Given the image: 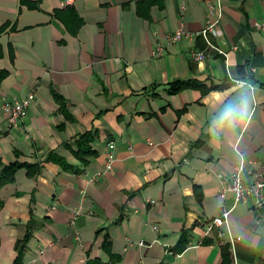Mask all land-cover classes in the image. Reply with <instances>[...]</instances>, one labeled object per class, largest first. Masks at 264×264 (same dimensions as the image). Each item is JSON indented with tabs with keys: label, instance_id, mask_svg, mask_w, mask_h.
I'll use <instances>...</instances> for the list:
<instances>
[{
	"label": "crops",
	"instance_id": "crops-1",
	"mask_svg": "<svg viewBox=\"0 0 264 264\" xmlns=\"http://www.w3.org/2000/svg\"><path fill=\"white\" fill-rule=\"evenodd\" d=\"M30 1L39 8L0 0V27H16L0 34V69L9 72L0 102L34 93L17 128L0 107V162L15 161L18 151L19 162L43 169L35 179L21 169L0 189V264H14L15 242L32 222L23 264H85L87 252L108 263L95 232L102 228L119 264H225L217 230L208 233V226L232 203L231 194L223 202L219 193L240 161L236 146L264 173V0H166L164 9L152 8L150 20L136 14L135 0ZM68 6L84 21L74 35L54 17ZM217 11L218 34L209 40L228 59L207 53L196 62V39ZM179 29L191 36L167 46L165 37ZM158 45L164 49L155 57ZM176 80L217 89L168 95ZM52 89L75 119L63 129ZM85 132L95 135L97 156L81 172L45 161L54 153L81 168L66 145L75 148ZM110 152L114 163L106 171ZM260 215L248 202L232 210L228 223L239 242L228 264H264ZM185 229H191L188 247L179 255L168 251Z\"/></svg>",
	"mask_w": 264,
	"mask_h": 264
},
{
	"label": "trees",
	"instance_id": "trees-1",
	"mask_svg": "<svg viewBox=\"0 0 264 264\" xmlns=\"http://www.w3.org/2000/svg\"><path fill=\"white\" fill-rule=\"evenodd\" d=\"M166 0H135V12L136 14L146 20L151 19V10L153 7H157L158 9L162 10L165 7ZM19 3L21 5H25L29 10L30 9H38L39 8V1H28V0H19ZM54 17H56L58 20H60L64 26L66 27L67 31H69L72 35L76 34L78 30L83 25L84 21L83 19L77 14L74 7L68 6L64 9H59L54 11ZM13 32L16 31L15 24H11L10 22H7L0 27V34L2 32L8 30ZM197 41V48L200 51H204L206 49V42L203 41L201 37L196 39ZM3 57V48L0 46V60ZM10 57L13 58V50L10 48ZM8 71L6 69L1 70L0 69V84L3 82L5 78L8 77ZM196 89L199 90L202 94V96H205L208 92L211 90L217 89L216 87L207 88L204 87L203 84L191 80V81H181L176 80V82L169 84V86L166 89V93L168 95H177V93L182 92L184 90H191ZM52 95L55 103L59 106V113L64 118V122L62 123V126L60 129H63L64 126L67 123H73L75 121L74 117L70 114V105L69 103L64 99V97L59 95L54 89H52ZM182 111L177 112V114L183 112ZM95 139V135L92 132H85L82 135H80L73 143V146L75 148H72L71 146L66 145L68 148L71 149V152L76 160L80 161L81 168H77L71 164H69L67 161L63 160L59 156H57L54 153H50L49 156L45 159L47 163L53 162L57 164L61 170L64 172H81L83 168L87 167L90 163V160L92 157L97 156V151L93 148L91 145L92 142ZM21 153L18 151L14 152L15 161L11 162L10 164L4 165L0 162V189L6 187L9 184H13L15 182V175L16 173L21 170L25 169L27 172V176L30 178L35 179V177H38L42 173L43 166L39 163L30 164L25 162H19ZM194 191L196 194V198L199 203H202V192L201 189L198 186H194ZM4 208V202L0 198V210ZM123 218L120 217L114 224H119L122 222ZM34 223L28 224L25 230V235L23 238L18 239L15 242L14 249L17 252V256L14 260V264H23V258L25 254V248L27 247L28 242L32 238V227ZM96 237L102 236L103 240L101 243V248L103 252L108 256L109 262L103 263L99 259H91L89 253L87 252V259L85 264H119L120 263V257L113 252V246L111 244V238L110 234L105 228L98 229L95 231ZM190 234L191 229H185L182 231L180 238L177 241V244L174 247L168 248V251L172 252L173 254L179 255L182 254V252L188 247L190 244ZM216 235V232H215ZM205 243H209V241L205 240ZM230 250L229 246L225 245L222 247V256L224 257V263L228 264L230 263ZM158 264H164V263H158Z\"/></svg>",
	"mask_w": 264,
	"mask_h": 264
},
{
	"label": "built area",
	"instance_id": "built-area-1",
	"mask_svg": "<svg viewBox=\"0 0 264 264\" xmlns=\"http://www.w3.org/2000/svg\"><path fill=\"white\" fill-rule=\"evenodd\" d=\"M65 1L68 5L73 4V0ZM221 16V12L217 11V18L208 20L205 25L206 27L201 32L200 37L206 42V49H204V51H197L193 54L196 62H204L207 58V53L222 55L226 60L228 59V54L209 40V35L214 37L217 36L218 22ZM190 36L191 34H188L185 30L179 29L175 31V33L165 37L167 42L166 45H175L178 41L187 39ZM163 49L164 46L158 45L153 55L155 57L161 56ZM230 81L236 86H246L249 87L250 90H254V85L246 83L241 79L230 78ZM33 97L34 93L18 100L0 102L2 112L11 128L19 127L20 122L27 116ZM108 145L111 149L114 148L113 143L110 142ZM235 151L240 155V161L237 166H235V170L224 179L223 187L219 193V199L223 202H226L228 194H231L233 196L232 203L229 207L224 203L221 207L220 215L212 219L208 226V233L217 230L215 235L216 244L219 247L228 245L231 254L234 253L235 243L239 242V239L232 235L228 223L232 210L237 208L240 203L248 202L252 207V212H261L260 218L257 219V223L259 224L261 220L264 219V173L258 172L246 161L245 156L239 151L238 146H236ZM107 159L106 171L111 170L113 167L114 159L111 152L108 154ZM154 229L157 228L154 227Z\"/></svg>",
	"mask_w": 264,
	"mask_h": 264
}]
</instances>
